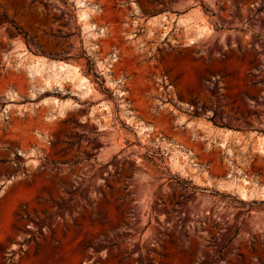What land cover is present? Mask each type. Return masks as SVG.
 Segmentation results:
<instances>
[{
  "label": "rangeland",
  "instance_id": "rangeland-1",
  "mask_svg": "<svg viewBox=\"0 0 264 264\" xmlns=\"http://www.w3.org/2000/svg\"><path fill=\"white\" fill-rule=\"evenodd\" d=\"M200 1L0 0V264H264V0Z\"/></svg>",
  "mask_w": 264,
  "mask_h": 264
},
{
  "label": "bare ground",
  "instance_id": "bare-ground-1",
  "mask_svg": "<svg viewBox=\"0 0 264 264\" xmlns=\"http://www.w3.org/2000/svg\"><path fill=\"white\" fill-rule=\"evenodd\" d=\"M82 19L84 20V21H87V19H88V15L86 14V12L84 13H82ZM86 26H87V24H86ZM87 28L88 29H91L92 28V26H87ZM90 32V31H89ZM37 67V66H36ZM35 67V68H36ZM56 68H55V71H57V73H55V75H57V76H59V77H63L64 79L65 78H71L72 76H75V77H77L78 76V70H73L69 65H67V64H62V65H57V66H55ZM53 68V67H52ZM54 69V68H53ZM54 71V70H53ZM73 78V77H72ZM80 86L83 88V89H85V90H87V92H90L91 91V87H90V85H89V83H88V81L86 80V79H84V78H80ZM144 129V128H143ZM142 129V130H143ZM144 131V130H143ZM260 151H264V138L261 140V142H260ZM232 184H234V183H232ZM250 181H248V180H246V179H243V181H242V184H240L239 186H238V191L239 192H241L242 194L241 195H244V196H248V194H249V192H250ZM246 198V197H245Z\"/></svg>",
  "mask_w": 264,
  "mask_h": 264
},
{
  "label": "trees",
  "instance_id": "trees-1",
  "mask_svg": "<svg viewBox=\"0 0 264 264\" xmlns=\"http://www.w3.org/2000/svg\"><path fill=\"white\" fill-rule=\"evenodd\" d=\"M201 2V7L203 8L204 12L207 14H213V12L210 10V8L204 3L203 0L200 1ZM10 261V264H13V258L10 257L8 259Z\"/></svg>",
  "mask_w": 264,
  "mask_h": 264
},
{
  "label": "water",
  "instance_id": "water-1",
  "mask_svg": "<svg viewBox=\"0 0 264 264\" xmlns=\"http://www.w3.org/2000/svg\"><path fill=\"white\" fill-rule=\"evenodd\" d=\"M101 107L99 106V108L98 109H100Z\"/></svg>",
  "mask_w": 264,
  "mask_h": 264
}]
</instances>
